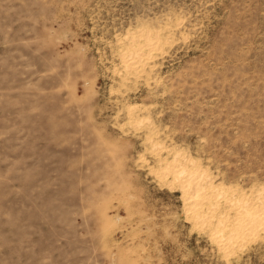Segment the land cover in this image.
<instances>
[{
  "label": "rangeland",
  "instance_id": "obj_1",
  "mask_svg": "<svg viewBox=\"0 0 264 264\" xmlns=\"http://www.w3.org/2000/svg\"><path fill=\"white\" fill-rule=\"evenodd\" d=\"M263 188L264 0H0V264H264Z\"/></svg>",
  "mask_w": 264,
  "mask_h": 264
},
{
  "label": "bare ground",
  "instance_id": "obj_2",
  "mask_svg": "<svg viewBox=\"0 0 264 264\" xmlns=\"http://www.w3.org/2000/svg\"><path fill=\"white\" fill-rule=\"evenodd\" d=\"M159 31V30H158ZM160 32V31H159ZM159 35L156 33H152L150 30L141 29L139 32H130L127 35L128 44L125 46V55L123 52L124 59V67L127 71L142 73L145 72L147 65L150 60L153 58V50L159 49V45H161V40L159 39ZM125 39V38H124ZM165 39V38H164ZM171 39V38H170ZM160 40V41H159ZM161 47V46H160ZM162 52V51H161ZM120 56V55H119ZM153 60V59H152ZM125 70V71H126ZM130 72V73H131ZM146 74V73H145ZM125 76V75H124ZM138 77V76H137ZM179 153V152H178ZM173 156V155H172ZM180 156V155H179ZM183 160V159H182ZM174 161V160H173ZM195 162V161H194ZM189 163V161H188ZM174 164V162H173ZM196 164V162H195ZM176 165V164H175ZM187 165V164H186ZM197 165V164H196ZM196 165H193L194 167ZM185 166V165H184ZM173 167V165H172ZM183 167V166H182ZM199 167V166H198ZM180 168V167H179ZM201 169L195 170V173L191 174L195 177L199 182L201 181V175L198 171ZM188 172V171H187ZM190 172V171H189ZM205 172V171H204ZM189 177V176H188ZM188 186V185H187ZM193 187V185H192ZM229 188V187H228ZM227 188V189H228ZM233 189V188H232ZM194 190V189H193ZM264 190V188H263ZM192 191V190H191ZM213 191V190H212ZM229 191V189H228ZM234 192V191H232ZM260 192V191H259ZM197 193V192H196ZM236 194V193H235ZM224 196V195H223ZM199 194L193 196L194 200H198ZM238 205H240L241 209L238 214L239 218L243 219L244 225H246L245 232L247 234H255L264 229V192L257 193V197L255 198H245ZM225 199V198H224ZM229 201V200H228ZM231 201V200H230ZM190 202V201H189ZM227 202V201H226ZM230 203V202H229ZM234 203V202H233ZM189 205V204H188ZM212 206H216V203H211ZM232 205V203L230 204ZM193 207V205H192ZM224 207V206H223ZM239 207V208H240ZM229 208V206H228ZM216 209V208H215ZM238 209V208H237ZM191 210V209H190ZM239 210V209H238ZM196 214V213H195ZM194 217V214H192ZM227 217V216H226ZM229 218V216L227 217ZM226 218V220H227ZM201 219V218H200ZM206 219V218H205ZM204 219V220H205ZM195 220V219H194ZM208 220V219H207ZM238 220V219H237ZM240 220V221H241ZM206 221V220H205ZM239 221V222H240ZM210 222V221H209ZM228 219V224H229ZM209 224V223H207ZM227 224V225H228ZM239 224V223H238ZM243 224V223H242ZM201 225V224H200ZM207 226V225H206ZM223 228V227H222ZM221 228V229H222ZM230 229V228H228ZM219 230V229H218ZM264 231V230H263ZM223 234V233H222ZM234 234V233H233ZM222 236V235H221ZM234 236V235H233ZM225 239V238H224ZM248 239V238H247ZM240 240V239H239ZM244 241V240H243ZM236 242V241H235ZM226 244V243H225ZM221 245V244H220ZM228 246V245H227ZM230 252V251H229Z\"/></svg>",
  "mask_w": 264,
  "mask_h": 264
}]
</instances>
